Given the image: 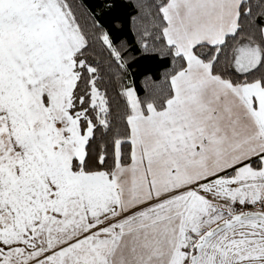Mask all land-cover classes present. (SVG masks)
<instances>
[{
	"label": "snow or ice",
	"instance_id": "1",
	"mask_svg": "<svg viewBox=\"0 0 264 264\" xmlns=\"http://www.w3.org/2000/svg\"><path fill=\"white\" fill-rule=\"evenodd\" d=\"M0 264H264V0H0Z\"/></svg>",
	"mask_w": 264,
	"mask_h": 264
}]
</instances>
